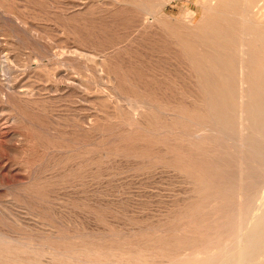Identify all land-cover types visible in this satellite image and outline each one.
Returning <instances> with one entry per match:
<instances>
[{"label": "rangeland", "instance_id": "rangeland-1", "mask_svg": "<svg viewBox=\"0 0 264 264\" xmlns=\"http://www.w3.org/2000/svg\"><path fill=\"white\" fill-rule=\"evenodd\" d=\"M209 1L0 0V239L35 249L3 264L235 253L217 234L245 177L238 130L206 113Z\"/></svg>", "mask_w": 264, "mask_h": 264}, {"label": "bare ground", "instance_id": "bare-ground-1", "mask_svg": "<svg viewBox=\"0 0 264 264\" xmlns=\"http://www.w3.org/2000/svg\"><path fill=\"white\" fill-rule=\"evenodd\" d=\"M204 12L206 18L202 19L200 31L205 33L206 43L214 50L213 55L203 58L209 64L205 69L207 99L204 102L218 133L238 130V133L231 132L240 146L237 167L241 175L235 171L234 183L237 176L245 177L236 189L240 224L217 234L218 241L228 233V239L235 235L232 256L224 248L216 257H191L175 264H264V0H210L204 5ZM234 183L228 181L227 188L221 190L232 189ZM253 215L256 216L252 218ZM12 243L0 239V263L9 254L35 250L33 245L19 240ZM59 249L57 253L66 251Z\"/></svg>", "mask_w": 264, "mask_h": 264}]
</instances>
